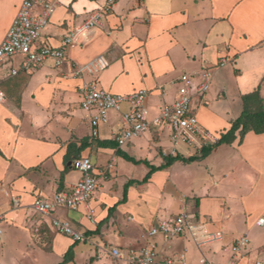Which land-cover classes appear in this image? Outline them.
<instances>
[{
    "label": "crops",
    "instance_id": "1",
    "mask_svg": "<svg viewBox=\"0 0 264 264\" xmlns=\"http://www.w3.org/2000/svg\"><path fill=\"white\" fill-rule=\"evenodd\" d=\"M105 1L59 0L41 42L59 46ZM22 2L0 0V44ZM100 57L108 63L103 70L73 75V62ZM222 58L228 63L219 67ZM21 60L0 63V264H59L70 249L65 264H126L112 256L113 247L149 244L158 246L161 259L185 251L186 264L264 260V225L257 224L264 218V132L248 131L241 141L238 130L232 143L203 160L176 161L139 183L150 168L125 155L161 165L164 160L155 162L152 150L170 154L168 130L152 122L147 132L120 146L113 133L120 112L112 111L94 138L91 113L81 105L82 87L92 80L116 94L143 88L153 120L163 104L175 101V81L183 72L208 68L211 88L193 97V109L220 138L243 112L233 111L231 100L244 107L247 94L259 91L264 98V0H117L70 49L63 67L48 59L35 70L12 74ZM104 140L111 144L101 145ZM83 156L91 158L99 178L95 196L76 210L59 208L50 216L34 211L37 197L70 190L82 178L72 162ZM182 211L221 237L199 246L189 234L149 235L153 225ZM55 216L69 219L89 240L57 232L51 224ZM245 234L250 242L234 258L230 247Z\"/></svg>",
    "mask_w": 264,
    "mask_h": 264
},
{
    "label": "built area",
    "instance_id": "2",
    "mask_svg": "<svg viewBox=\"0 0 264 264\" xmlns=\"http://www.w3.org/2000/svg\"><path fill=\"white\" fill-rule=\"evenodd\" d=\"M59 0H23L18 14L14 18L5 39L0 44V63L17 56L22 58L20 67L13 68L12 74L20 70L32 71L40 67L48 59H52L57 67H63L68 62V55L79 38L88 35L89 31L98 26L105 14L112 10L117 0H106L105 4L94 11L80 26L67 33L59 46H51L41 42L43 30L48 25L56 10ZM39 8V11H37ZM227 58H222L218 65L225 66ZM108 63L103 58H97L85 64L72 63V73L75 77H82L85 73L94 74L103 70ZM212 70L204 68L197 72H183L177 84V97L172 103L161 106L158 115L150 120L147 108L148 91L136 89L129 94H116L100 85L96 80L86 83L81 90L82 107L91 113V136L97 138L100 128L109 121V112H120V125L113 131L118 145L123 146L150 129L152 122L160 129H167L171 142L172 154L179 153V147L201 149L204 145L212 144L219 138L208 131L198 120L193 109V97L204 96L212 85ZM0 98L3 93L0 92ZM123 105H128L123 110ZM177 152V153H176ZM73 168L83 173L82 178L70 190L57 191L51 198L37 197L32 208L34 211L50 216L59 208L76 210L88 202L98 191L99 178L95 166L88 156L76 158L72 162ZM3 217L0 216V219ZM89 218L95 222L94 211ZM52 227L59 233L71 237L74 241H87L89 236L74 227L67 218L52 217ZM264 225V218L257 221ZM189 234L197 245L203 246L221 237V233H211L202 223L191 218L187 212L160 220L149 229L150 236L162 235L165 238ZM250 242L247 234L238 238L230 249L237 258ZM112 256L123 260L126 264H186L185 251L176 252L164 259L160 258V249L155 244L141 248L129 247L112 248ZM203 264H212L204 259ZM230 264H236L232 261ZM255 264H264V260H257Z\"/></svg>",
    "mask_w": 264,
    "mask_h": 264
},
{
    "label": "trees",
    "instance_id": "3",
    "mask_svg": "<svg viewBox=\"0 0 264 264\" xmlns=\"http://www.w3.org/2000/svg\"><path fill=\"white\" fill-rule=\"evenodd\" d=\"M245 108L241 115L232 123L231 128L221 135V137L214 143L204 145L198 154H194L191 156H184L180 153L176 155H165L164 162L159 165H153L148 160H137L133 157L125 155V157L134 162V163H142L148 165L150 168L147 175L143 178V180L138 181L139 183H145L147 182L152 174L158 170L165 169L172 165L176 161H183L185 163H190L194 161H200L203 160L205 157H207L216 147H218L221 144L224 143H232L237 137L236 132L240 130L241 135V141L243 140L245 134L248 131H255L256 133H263L264 132V98L261 97L259 91H255L251 94H247L243 97ZM103 146H108L111 144L110 141L104 140L99 142ZM71 253L72 249H70L62 262L59 264H65L71 259Z\"/></svg>",
    "mask_w": 264,
    "mask_h": 264
},
{
    "label": "rangeland",
    "instance_id": "4",
    "mask_svg": "<svg viewBox=\"0 0 264 264\" xmlns=\"http://www.w3.org/2000/svg\"><path fill=\"white\" fill-rule=\"evenodd\" d=\"M231 102V104L234 106L232 109H233V111H239V110H244V108H245V105H244V107H243V103L241 102V101H238L237 99H234V100H231L230 101ZM112 111H114V110H111L110 112H109V120H110V114H111V112ZM236 113V112H235ZM156 151V153H155V157H153L155 160V162H157V161H160V160H164V157L162 156V155H159L158 154V151L156 150V149H153L152 150V152L154 153ZM166 151L168 152V153H170L171 155H175V154H172V152H169V150L168 149H166ZM199 151H200V149H195V148H189V147H187V146H185V145H181L180 147H179V153L180 154H189V153H191V154H198L199 153ZM151 152V154H153ZM177 153V152H176ZM178 154V153H177ZM190 155V154H189ZM191 156V155H190ZM144 157H148V156H144ZM142 163H144V162H142ZM145 164V163H144ZM147 165V164H146ZM186 212V211H185ZM179 214V213H178ZM177 214V215H178ZM189 214V213H188ZM190 215V214H189ZM176 216V215H175Z\"/></svg>",
    "mask_w": 264,
    "mask_h": 264
}]
</instances>
